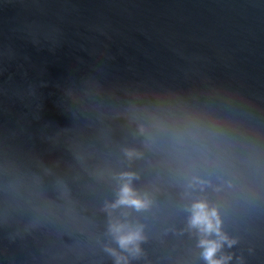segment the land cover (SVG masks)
I'll return each instance as SVG.
<instances>
[{"label": "water", "instance_id": "obj_1", "mask_svg": "<svg viewBox=\"0 0 264 264\" xmlns=\"http://www.w3.org/2000/svg\"><path fill=\"white\" fill-rule=\"evenodd\" d=\"M212 259L264 264V0H0V264Z\"/></svg>", "mask_w": 264, "mask_h": 264}, {"label": "clouds", "instance_id": "obj_2", "mask_svg": "<svg viewBox=\"0 0 264 264\" xmlns=\"http://www.w3.org/2000/svg\"><path fill=\"white\" fill-rule=\"evenodd\" d=\"M118 204H133L140 206L142 201L135 197L132 189L128 184H125L120 190V198L116 202ZM192 217L191 223L193 225H199L204 232H219V219L217 217L216 210L214 208H209L207 203L204 201H198L192 206ZM114 231L120 233L124 228V225L116 224L113 226ZM139 237V230H130L126 233L120 235V242L122 245L129 244ZM225 237H221L224 239ZM208 245L205 255L209 258L213 256V253L219 247V241H202ZM211 264H221V261L212 259Z\"/></svg>", "mask_w": 264, "mask_h": 264}]
</instances>
